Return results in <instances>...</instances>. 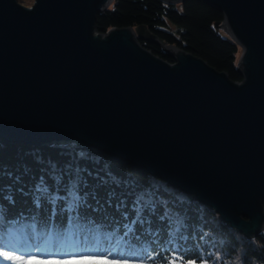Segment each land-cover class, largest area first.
I'll return each instance as SVG.
<instances>
[{"label":"water","instance_id":"95a60500","mask_svg":"<svg viewBox=\"0 0 264 264\" xmlns=\"http://www.w3.org/2000/svg\"><path fill=\"white\" fill-rule=\"evenodd\" d=\"M113 1L0 0L2 145L75 142L251 241L264 229V0H203L241 48V81L157 39L174 62L154 54L145 26L98 32Z\"/></svg>","mask_w":264,"mask_h":264},{"label":"trees","instance_id":"16d2710c","mask_svg":"<svg viewBox=\"0 0 264 264\" xmlns=\"http://www.w3.org/2000/svg\"><path fill=\"white\" fill-rule=\"evenodd\" d=\"M223 21V13L203 0H114L98 14L96 29L145 26L154 40L140 42L154 54L174 62L157 39L241 81V51L217 26ZM80 233L94 247L77 253L89 259L111 253L133 264H264V232L247 241L159 179L77 144L0 141V247L14 250L25 238L64 248ZM0 264L12 261L0 256Z\"/></svg>","mask_w":264,"mask_h":264},{"label":"rangeland","instance_id":"374dc122","mask_svg":"<svg viewBox=\"0 0 264 264\" xmlns=\"http://www.w3.org/2000/svg\"><path fill=\"white\" fill-rule=\"evenodd\" d=\"M22 4L25 6H31L33 5L35 0H19ZM223 30V29H222ZM224 31V30H223ZM225 32V31H224ZM226 33V32H225ZM227 34V33H226ZM241 51V48L239 47V53ZM71 144H76L75 142H71ZM264 232V229H263ZM74 235V234H73ZM87 236H84L83 233L75 234L68 244L64 248H62L57 242L53 243H46L42 244L41 241L35 240V239H17L15 241V248H6V247H0V252L8 251L10 254L14 256H21L25 254H34V253H40L41 256L40 259H49V258H58V259H66V256L57 254L58 252H69V251H75L72 254L69 255H77L79 256V253L77 251H85L89 249L90 247H94L93 243L91 242L89 236L86 240H82V238H85ZM7 246H10V244H7ZM49 251V252H48ZM67 255V256H69ZM92 256V255H91ZM66 257V258H63ZM25 258H27L25 256ZM97 259V258H93ZM104 258H101L102 260ZM117 261H123L126 262V264H133L131 261L122 259ZM236 264H240L239 260L236 261Z\"/></svg>","mask_w":264,"mask_h":264},{"label":"snow or ice","instance_id":"6c2138e0","mask_svg":"<svg viewBox=\"0 0 264 264\" xmlns=\"http://www.w3.org/2000/svg\"><path fill=\"white\" fill-rule=\"evenodd\" d=\"M93 255V254H89ZM0 256H3L5 259L12 261V264H126L123 261H117L111 259V253L104 254L105 258L100 259H89L85 254L69 255L66 259L58 258H49V259H40V253L34 254H25L21 256H14L8 251L0 252ZM25 256L27 258H25Z\"/></svg>","mask_w":264,"mask_h":264}]
</instances>
